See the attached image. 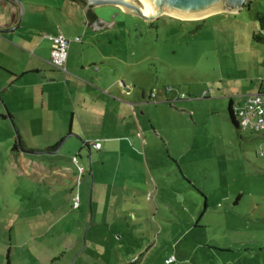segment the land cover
<instances>
[{"label": "rangeland", "instance_id": "374dc122", "mask_svg": "<svg viewBox=\"0 0 264 264\" xmlns=\"http://www.w3.org/2000/svg\"><path fill=\"white\" fill-rule=\"evenodd\" d=\"M21 1L23 19L28 3L34 9L33 24L39 26L44 15L52 21L55 0ZM42 5L49 9H40ZM256 12H264V0H250L238 13L217 12L200 21L165 14L144 22L119 9L111 11L122 61L129 59L128 51H137L134 60L149 55L146 64L155 66L144 78L139 76L143 86L138 92L145 93V101L150 102L149 94L161 95L168 87L169 96L186 95L185 100L167 102V106L152 103L140 117L147 154L153 160L152 173L169 199V206L155 214L160 226L142 225L138 219L131 222L136 231L132 236L152 238L150 264H164L173 249L174 264H264V157L260 156L264 135L236 128L228 112L230 100L237 105L247 94L264 88V31L255 19ZM56 30L51 36L57 35ZM142 31L143 37L139 36ZM162 63L168 73L162 72L161 77ZM38 78L30 74L26 81ZM8 112L0 91V264L8 260L9 264H50L52 255L66 264H81L87 241L103 235L91 226L99 188L98 151L91 149L90 160L77 135L78 143L65 145L58 154H25L46 167L41 171L29 165L26 176L16 167L12 151L17 133L24 150H39ZM137 140L143 157L141 138ZM121 142L133 156L138 155L132 138ZM52 165L67 171L69 179H62L64 185L45 179ZM78 167L84 168L81 177ZM72 178L78 183L71 182ZM147 192L139 193L144 201ZM76 194L79 207L73 209ZM73 241L78 245L75 252Z\"/></svg>", "mask_w": 264, "mask_h": 264}, {"label": "crops", "instance_id": "0c3cea01", "mask_svg": "<svg viewBox=\"0 0 264 264\" xmlns=\"http://www.w3.org/2000/svg\"><path fill=\"white\" fill-rule=\"evenodd\" d=\"M40 9L47 11L49 8L42 5ZM115 9L122 12L117 6H104L92 11L95 16L98 14L106 21L115 22L110 30H92L82 8L74 0H55L52 21L49 18L46 20L47 16L44 15V21L39 26L33 24L34 9L27 3L26 15L19 29L0 34V70L4 73L0 77V91L17 126L23 127L31 135L39 152L48 153V148L63 141L65 134L69 135L61 149L58 152L49 151L54 152L50 154L60 153L65 145H76L79 137L84 144L97 141L101 144L98 150L91 147L98 151L96 168L99 184L94 195L95 217L91 226L100 229L103 235L87 241L81 250V264H150L149 256L154 247L148 244L152 238L147 235L139 239L132 236L136 231L131 222L134 220L136 223L138 219L142 225L154 223L160 226L155 214L159 213L160 208L169 206V199L159 178L152 173L153 160L147 154L146 139L140 130V117L144 115L146 107H153L152 103H155L154 107L167 106V102L183 99L177 94L175 97L169 96L164 90L154 98L149 94L151 100L147 102L144 99L145 93L138 92L143 86L139 76L144 78L155 66L153 63L150 66L146 64L149 55H141L143 60H134L137 51H128L129 59L122 61L116 46V32L113 31L116 17L112 18L111 11ZM17 17L18 13L14 11L10 14L7 3L0 0V26L15 25ZM205 18L184 20L200 21ZM55 30L69 40L65 72L50 63L49 36ZM139 36L143 37V31ZM161 67L162 77V72L168 73V66L162 63ZM156 72L159 73L157 67ZM30 74H36L39 80L32 83L26 81ZM113 80L123 82L124 87L120 93L128 106L108 96L109 93L117 94L119 91L109 87ZM127 137L134 140L133 150L138 153L137 156H133L129 147L121 142ZM137 138H141L143 157ZM14 153L18 164L14 166L22 174L27 176L29 165L46 171L43 164L31 161L22 150ZM64 153L71 154V151ZM58 156L66 158L64 154ZM51 167L45 179L60 184L63 178L69 179L64 168ZM74 181L78 183V180L72 178L71 182ZM144 190H148L146 201L139 196ZM75 196H72V201ZM181 240L175 242V245ZM72 248L73 252L78 250L75 241L72 242ZM173 251L164 258V264L170 256L175 258L170 264L177 261ZM64 253L61 251L60 254ZM49 259L50 264H66L60 256L52 255Z\"/></svg>", "mask_w": 264, "mask_h": 264}, {"label": "water", "instance_id": "95a60500", "mask_svg": "<svg viewBox=\"0 0 264 264\" xmlns=\"http://www.w3.org/2000/svg\"><path fill=\"white\" fill-rule=\"evenodd\" d=\"M9 6L10 14L17 12V22L13 26L3 27L0 26V34L7 32L16 31L21 26L23 16H24V6L21 0H4ZM146 4V12H143V4L141 0L138 2L133 0H82L83 5L74 1L79 5L87 19V22L92 30H110V27L115 23L111 21H106L100 15H92L89 11H94L97 8L104 6H117L122 9L126 15L132 18H140L146 22H153L165 14H171L173 16L181 17H207L209 15L215 14L217 12H229L238 13L246 5L250 3V0H143ZM113 18V17H112ZM109 87L117 91V94L109 93L110 98L117 101L119 104L127 105L128 102L123 98L120 90L123 89L124 84L120 80H113L110 82ZM128 106V105H127ZM8 117L13 121L11 114L8 112ZM72 135V134H71ZM18 143L21 146V150L28 154H40L46 153L33 152L29 150H24L21 145L20 136L17 133ZM67 137L61 142L60 146L54 152H58ZM87 148L89 158L91 160V146L89 144H84ZM49 152L48 153H54ZM90 174L92 175V167L90 161Z\"/></svg>", "mask_w": 264, "mask_h": 264}, {"label": "built area", "instance_id": "2783aa9c", "mask_svg": "<svg viewBox=\"0 0 264 264\" xmlns=\"http://www.w3.org/2000/svg\"><path fill=\"white\" fill-rule=\"evenodd\" d=\"M51 41V65L61 71H66V62L68 56L69 40L61 33L55 36H49ZM77 41L80 38H76ZM171 88L165 89L166 92ZM155 94H151V98H154ZM179 98L185 99L186 95L181 94ZM232 114L238 123V128L247 130L250 133H262L264 135V89L257 93H252L246 96V99L242 104L232 105ZM94 149H100L101 144L99 141L91 142L89 144ZM260 156L264 157V149L261 150ZM73 161L77 164V158L74 157ZM84 173L83 167H78V177H81ZM73 207L77 209L79 207V196H75L73 199ZM174 256H170L165 260L166 264L174 262Z\"/></svg>", "mask_w": 264, "mask_h": 264}, {"label": "trees", "instance_id": "16d2710c", "mask_svg": "<svg viewBox=\"0 0 264 264\" xmlns=\"http://www.w3.org/2000/svg\"><path fill=\"white\" fill-rule=\"evenodd\" d=\"M74 1L78 2V0H74ZM255 19H256V21L259 23L260 29H261L262 31H264V12H256V13H255ZM255 38H256V39H260V36H259V35H255ZM228 112H229L230 119H231L232 123L234 124V126H235L236 128H238V123H237V121L235 120V118H234V116H233V114H232V103H231V101L229 102V105H228ZM5 117H6V116H4V118H5ZM61 142H62V141H60V142H59L58 144H56L55 146L48 148V150H49V151H55V150H57L58 147L60 146ZM21 143H22V142H21ZM85 144H86V143H85ZM12 151H13V152H19V151H21V146H20V144L18 143V141L14 143V145H13V147H12ZM131 264H133V263H131Z\"/></svg>", "mask_w": 264, "mask_h": 264}, {"label": "bare ground", "instance_id": "6f19581e", "mask_svg": "<svg viewBox=\"0 0 264 264\" xmlns=\"http://www.w3.org/2000/svg\"><path fill=\"white\" fill-rule=\"evenodd\" d=\"M142 4H143V12H146V4L143 0H141ZM174 17H178L181 19H200V18H204V17H181V16H174Z\"/></svg>", "mask_w": 264, "mask_h": 264}, {"label": "flooded vegetation", "instance_id": "af4514ba", "mask_svg": "<svg viewBox=\"0 0 264 264\" xmlns=\"http://www.w3.org/2000/svg\"><path fill=\"white\" fill-rule=\"evenodd\" d=\"M78 3L81 4V5H83L82 0H78ZM89 13L92 15V11H89Z\"/></svg>", "mask_w": 264, "mask_h": 264}]
</instances>
